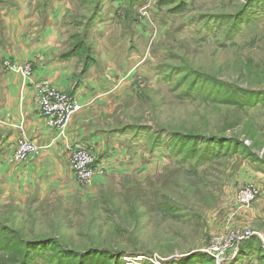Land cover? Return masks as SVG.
<instances>
[{
	"label": "rangeland",
	"instance_id": "374dc122",
	"mask_svg": "<svg viewBox=\"0 0 264 264\" xmlns=\"http://www.w3.org/2000/svg\"><path fill=\"white\" fill-rule=\"evenodd\" d=\"M160 1L144 17L147 0H0V73L56 23L51 55L75 52V76L93 70L112 91L70 124L121 150L104 176L56 172L18 193L0 178V264H218L206 251L238 232L252 236L219 264H264V0ZM249 185L259 194L242 208Z\"/></svg>",
	"mask_w": 264,
	"mask_h": 264
},
{
	"label": "crops",
	"instance_id": "0c3cea01",
	"mask_svg": "<svg viewBox=\"0 0 264 264\" xmlns=\"http://www.w3.org/2000/svg\"><path fill=\"white\" fill-rule=\"evenodd\" d=\"M100 23L102 22L96 23L94 27L98 28L99 33L105 27L99 25ZM107 23L113 24V19ZM49 25L50 27L45 30V35L42 33H39L38 36L37 34L33 35L37 36L38 41L26 45L27 41L25 40L22 44L23 52L28 53L24 54L27 56L23 57L22 61L33 63V80H24L20 75L6 70L2 74L0 73V131L3 132L5 138L4 145L0 149V178L3 179L4 186L15 193L20 190H30L35 184L46 179V175L56 172L70 173V176L73 177L70 157L73 145L76 143L93 147L99 158V163L102 165H106L104 158H107L108 155L111 159H117V154L121 151L118 146L107 143L104 131L91 128L83 120H78L80 116H76L64 135L46 126L36 105L35 94L39 84L48 83L63 89L67 88L73 92L79 103L92 100L96 94L105 93L103 94L105 96L112 93L111 86L104 83L103 76L97 82V74L93 70L88 77L75 76L77 57L63 60L59 55H51L50 52L56 54V51L62 46L56 37L61 29L54 22ZM100 30L102 31L100 32ZM35 51H40L42 54L35 53L37 54L35 55ZM116 57L117 55L107 52L105 54L106 62L110 66L116 67V61H114ZM136 57L134 55L126 56L128 62L133 61ZM132 70L130 73H135ZM118 133H122V131ZM21 139H29L40 145L42 150L39 157L26 163L15 162L13 153L17 141ZM100 159L103 160L100 161ZM261 203L260 200L258 209L264 217L263 210L261 211L264 205Z\"/></svg>",
	"mask_w": 264,
	"mask_h": 264
},
{
	"label": "built area",
	"instance_id": "2783aa9c",
	"mask_svg": "<svg viewBox=\"0 0 264 264\" xmlns=\"http://www.w3.org/2000/svg\"><path fill=\"white\" fill-rule=\"evenodd\" d=\"M151 1L152 0H147L148 6H146L143 13L144 17L147 15L149 16V12H147L146 9L151 6ZM4 66L7 71H13L14 73L20 74L24 80H33L34 67L31 62L20 65L12 59H7L4 62ZM60 94L61 93L50 84L41 83L37 86L36 105L45 120L46 126L50 129H55L59 134L64 135L66 129L70 125L72 115L79 111L81 106L74 97H69L67 99L64 96H60ZM41 150L42 147L36 142L29 139H21L17 142V146L13 153V160L15 162L24 161L29 155L40 153ZM70 165L79 179L90 178L93 175L104 176L108 173L106 166L99 163V158L95 153L94 148L83 143H76L73 145ZM258 194L259 190L256 186H246L239 192L237 202L240 203L242 208H250L253 202L257 199ZM251 236L252 234L249 232L245 234L238 232L229 238L224 250L218 247H213L206 251V253L214 258L219 264L221 261L220 257H222L225 252L232 248H238L241 242L246 241Z\"/></svg>",
	"mask_w": 264,
	"mask_h": 264
},
{
	"label": "trees",
	"instance_id": "16d2710c",
	"mask_svg": "<svg viewBox=\"0 0 264 264\" xmlns=\"http://www.w3.org/2000/svg\"><path fill=\"white\" fill-rule=\"evenodd\" d=\"M162 3H163V1L161 0V1H160V6L162 5ZM99 16H100V14H98L97 12H96V13L94 12V14L91 16V18H90V23L92 24L93 28L95 27V25H96L95 22H96V20L99 18ZM80 47L83 48L82 46H79V47L77 48V51H79L78 49H79ZM77 51H76V52H77ZM76 55H77V54H75V52L70 51V52H68V53H66V54H64V55H62V56H61V59L66 60V59L75 58V57H77ZM247 243H248V242H245L243 246H245ZM35 244H37V243H35ZM243 246H242V247H243ZM34 247H37V246L35 245ZM243 248H244V247H243ZM254 252H256V253L261 252V254H264V251L262 250V248H261L260 245H259V246H258V245L255 246ZM93 253H95V251H88L87 253H84V254H82V255H84V256H88V255H91V254H93Z\"/></svg>",
	"mask_w": 264,
	"mask_h": 264
}]
</instances>
